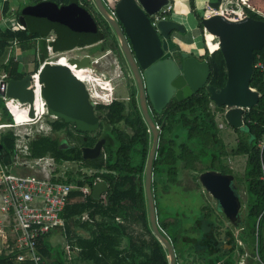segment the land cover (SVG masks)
Returning <instances> with one entry per match:
<instances>
[{
	"label": "trees",
	"instance_id": "1",
	"mask_svg": "<svg viewBox=\"0 0 264 264\" xmlns=\"http://www.w3.org/2000/svg\"><path fill=\"white\" fill-rule=\"evenodd\" d=\"M12 1L17 2L13 9ZM44 1L57 6L77 3L87 12L88 19L27 10ZM188 6L202 32L201 14L196 9L195 0H188ZM246 12L249 17L264 20L248 10ZM21 15L26 23L24 28L18 21ZM170 16L171 12L167 14L168 18ZM0 17H13L15 21V27L0 24V73L5 74L6 81L37 73L48 57L52 59L60 52L98 43L90 49L89 54L93 55L95 52L99 54L113 49L117 45L113 30L98 14L93 0H29L27 3L21 0H5L0 1ZM211 39H216L218 43L215 36L206 32L208 47ZM202 40L204 43V39ZM14 46L20 51L33 53V71L28 73L20 70L19 62L10 54ZM204 48L206 55L203 59L210 69L208 83L216 88L222 87L226 81L222 54L218 47L213 50L209 48L211 53L206 46ZM263 52L264 47L253 52L252 65ZM121 61L127 69L123 57ZM249 87L258 92V104L243 117L246 130L241 132L228 125L238 133V139L230 150H227L222 141L216 123L217 115L222 114L224 108L214 106V112L210 108L211 100L206 90L201 89L188 98L172 99L169 102L166 110L168 116L165 119L167 123L162 125L163 118L157 120L162 129L153 161L155 177L152 190L154 200L157 197L160 199V190L170 193L176 188H182L179 177L184 173L195 174L209 169L230 173L223 164V158L246 156L243 178L248 195L247 213L239 239L249 242L254 250V244L258 242L262 247L264 260V182L260 179L261 165L264 164V74L255 68ZM97 110L100 121L96 127H85L58 115V119L46 118V123L50 126L49 133L35 134L27 143L28 161L42 157L52 158L55 167L50 180L74 187L67 195L62 213L63 226H58L61 227L58 230L62 231L64 244L69 251L75 253L73 262L168 264L166 250L152 234L148 221L143 186L144 168L151 145L147 126L138 110L137 114H126L125 106L116 101L107 106L99 105ZM10 123L12 117L0 98V124ZM121 124L129 131L121 130ZM94 132L97 136L93 135ZM61 135L65 138L61 139ZM97 137L105 140L100 156L94 159L84 157L82 148L93 146ZM15 140L12 129H0L2 163L4 157H9L11 164ZM69 163L77 168L63 169ZM13 172H16L15 169ZM97 179L108 185V192L103 193L104 198L98 200L91 196V188ZM84 187L90 190V194L83 195L78 191V188ZM156 205L155 202V208ZM156 215L159 229L174 245L182 239H199L200 237L194 236V232L198 230L197 225L201 226L206 236L210 229V234L217 238L212 232L215 222L211 214L206 212V207L198 210L190 228H186L181 221L184 218L182 214H163L157 209ZM56 229L57 227L54 230ZM48 234L40 239L38 245L46 264H68L63 249L54 250L55 253L51 255V245L45 239ZM193 255L191 253L190 256ZM0 264L20 263L15 262L11 254L2 248ZM224 264H236V260L230 255Z\"/></svg>",
	"mask_w": 264,
	"mask_h": 264
},
{
	"label": "water",
	"instance_id": "2",
	"mask_svg": "<svg viewBox=\"0 0 264 264\" xmlns=\"http://www.w3.org/2000/svg\"><path fill=\"white\" fill-rule=\"evenodd\" d=\"M170 0H116L113 12H109L102 0H93L98 14L114 31L127 65L139 90V103L142 116L151 133V145L144 168V193L148 211V221L152 234L166 250L168 264H176L174 248L169 239L157 225L155 201L152 195V165L155 158L159 130L151 120L145 103L143 81L153 109L158 113L174 95L183 100L198 92L208 81L209 65L197 55L181 52L178 60L170 57L169 50L175 47L171 38L173 32L185 33L184 26L175 20L161 21L155 27L151 25L150 16L157 13ZM222 0H207L206 7L215 10ZM247 4L264 14V0H247ZM37 12L48 11L62 16L88 19L87 12L77 3L57 6L51 2H41L27 8ZM18 21L24 28L23 16ZM117 21L122 25L120 30ZM202 32H208L218 39L225 70V84L216 89L207 86L210 100L217 107L224 108L223 119L227 125L239 131L246 130L243 122L244 110H250L258 104L259 94L249 87L253 72V52L264 46V20L246 17L240 21H229L221 15H201ZM127 37L130 48L127 44ZM135 59V60H134ZM75 70L91 68L88 55L73 57L68 61ZM142 71V78L138 66ZM41 95L47 110L52 115H60L89 127H96L97 117L90 104L89 95L84 84L75 77L69 67L60 64L44 63L38 74ZM31 75L25 74L21 79H10L6 83V96L29 105V117L33 118V92L29 88ZM104 141L97 142L92 148H84V157L94 159L101 154ZM1 150V146H0ZM5 165H10L9 157L3 158ZM232 176L207 171L199 177L205 191L218 202L224 215L230 219L238 210L237 197L230 186ZM108 192L104 181L93 184L91 196L98 200Z\"/></svg>",
	"mask_w": 264,
	"mask_h": 264
},
{
	"label": "built area",
	"instance_id": "3",
	"mask_svg": "<svg viewBox=\"0 0 264 264\" xmlns=\"http://www.w3.org/2000/svg\"><path fill=\"white\" fill-rule=\"evenodd\" d=\"M171 10L172 6L168 4L151 15V25L155 27L157 23L165 21ZM247 10L259 18H264V14L250 7L247 0H222L217 9L211 10L210 14L204 16L221 15L229 21L236 22L249 17ZM63 53H58L52 57L53 61L45 63L70 66L68 61L73 57H67V54L63 55ZM98 61V58H90L91 66L97 64ZM252 67L264 74V52L257 57ZM84 69L91 71L90 75L95 82L80 81L88 92L90 104L95 106L100 98L93 86L97 82L92 73L96 71L93 66L82 70ZM38 74L39 70L31 75L29 85L33 92V118L28 115L29 105L27 103H20L17 99L5 95V74H0V98L6 111L12 117V123L2 124L0 128L12 129L16 137L10 166L4 165L0 160V241L14 261L20 264H46V259L38 248L39 241L56 227L63 226L62 213L67 195L74 189L68 184L50 180L55 167L52 158L42 157L31 161L27 159L29 139L38 133H49L50 126L46 123V118L54 119L53 115H48L46 102L41 95L42 84L39 82ZM248 111L244 110L243 117ZM223 115L224 111L221 115H217V118H222ZM219 127L222 128L221 124ZM10 167H14L16 172L14 173V169ZM29 168L34 169L35 173L24 175L20 172ZM261 170L260 179L264 182V164L261 165ZM100 181L97 179L96 182ZM78 191L83 195L90 194L87 187L78 188ZM103 198L104 194H101L99 199ZM85 218L86 216L83 217ZM257 244L258 242H255V249Z\"/></svg>",
	"mask_w": 264,
	"mask_h": 264
},
{
	"label": "flooded vegetation",
	"instance_id": "4",
	"mask_svg": "<svg viewBox=\"0 0 264 264\" xmlns=\"http://www.w3.org/2000/svg\"><path fill=\"white\" fill-rule=\"evenodd\" d=\"M166 20H168V19H166ZM117 23H118L119 28L122 31V33H124L122 25L118 21H117ZM173 34H178V33L177 32H173L171 34V38L174 41V37L172 36ZM114 35H115V33H114ZM115 38H116V35H115ZM125 39H126L127 44H128V46L130 48L131 46H130L129 41H128L126 36H125ZM116 41H117V38H116ZM97 44H93V45H90V46H84V47H77V48L71 49L69 51L70 52L74 51V50L90 51V49L94 48ZM105 52L99 53L98 54V56H99L98 59H101L102 56H106V57L110 58L111 60L114 58L118 62L117 63V67H118L119 79H120L121 83H107V84H104V86H102V85L99 86V84L96 83L97 86L99 88H101V90H103L104 92H105V90L108 89L109 84H110L111 85L110 89L112 88L113 92L110 93L111 94L110 101H108L105 104L103 102V103H100V104H97V105L93 106V112H94L95 117H97L98 122H99L100 118H99V113H98V110H97V106H99V105L107 106V105H109V104H111V103L116 101V102L122 103L125 106L126 114H129L131 112H133V114H137V110H138V113L141 115V117H142V119L144 121V118H143L142 112H141V108H140V103H139V90H138L137 84H136V82H135V80L133 78V75H132V73H131V71L129 69V66L127 65L125 57H124V55H123V53L121 51V48L119 46L118 41H117V45L114 46L113 49L106 50ZM169 52H170V57L171 58H174V59L178 60L180 58L179 57L180 53L183 52V50L181 48H179L178 45L175 42V47L172 50H169ZM184 52H186V51H184ZM208 52H209V50H208ZM187 53H188V55L193 54V53H190V52H187ZM209 53H211V52H209ZM86 55H88L90 58L92 57L91 54H84L83 56H86ZM205 55H206V52L204 50L203 53L200 54V55H197V57L199 58V60L205 61L203 59ZM67 57H72V56H68L67 55ZM121 57L124 58L127 69L123 65V63L121 61ZM100 64L97 63V64L92 65V66H93L94 69H96L98 71V68H99ZM138 70H139V73H140L141 78H142V71H141L139 66H138ZM89 71H90L89 69H84V70L77 71L76 73L77 74H84L85 73V75H87V73ZM101 75H102L103 78L106 79V76H105L104 73H101ZM89 76L90 75H87L86 77L88 78ZM142 81H143V90H144V94H145V103H146V107H147V112H148L151 120L153 121L156 129L159 130V135H160L162 127H161V125L157 124V120L159 118H163L162 125L167 123V121L165 120L166 117L168 116V113L166 111L167 110V106H168L169 102L172 99H176V98L173 95L172 98L169 100V102L161 109L160 112L157 113L153 109V107H152V105L150 103V100L148 98L144 80H142ZM209 85L210 84L207 81L203 85V87L201 89L206 90V87L209 86ZM214 88H216V87H214ZM219 88H221V87H219ZM219 88H216V89H219ZM104 92H103V95L105 94ZM103 100H104V98H103ZM211 104L213 105V107L215 106L212 101H211ZM157 114H159L160 116H158ZM218 115H221V114H218ZM53 116H54L55 119H58L60 117L58 115H53ZM216 120H217V117H216ZM144 123H145V121H144ZM97 125H98V123H97ZM85 127H87V126H85ZM217 127H218V129H220L219 125H217ZM120 129L124 130L125 132L129 131L128 128L125 127L122 124L120 125ZM147 130L150 133L148 126H147ZM93 135L97 136V134L95 132L93 133ZM150 136H151V133H150ZM158 140H159V137H158ZM99 141H104L103 144H102V147H103V145L105 143V140L103 138H101V137H97L96 143L99 142ZM93 146H91V147L90 146L83 147L82 150L84 148H92ZM155 157H156V154H155ZM225 158H227V157H225ZM154 160H155V158H154ZM228 164L229 165L226 164L225 166H226V168L228 170L231 171L233 169V167L231 166L230 163H228ZM207 171H215V172H218V173H220L222 175H230V176H232V179L230 181V186L233 189V191H234V193H235V195L237 197V201H238L237 214L232 219H230V218H228V217H226L224 215V213L222 212V209L220 208L218 202L211 196V194L209 192L205 191L204 188L201 186V184L199 182V177L203 173H205ZM243 171H244V169H243ZM243 173H242V176H241V178H242V182L241 183L244 185L245 192H246V185H245V182H244ZM154 177L155 176L153 174V165H152L151 189H152V182H153ZM179 179H180V184H181V187H182L181 177H179ZM192 179L194 180L196 186L202 188V192L204 194H207V196H210L211 200L215 204L214 209L209 207V205H207V204L206 205L205 204L202 205L201 204L202 203L201 195L199 193H196L193 188L183 189L184 188L183 187V188H181L183 190H181V189L180 190L184 193V195L194 196L195 202H197V205L201 204L199 206H196L198 210L201 207H206V212L211 214V218L215 222V227H212L213 228L212 232H213V234H215V236L217 238L215 239L210 234V232H209L210 229L207 231V236H209V237H207L206 234L204 233V231L202 230L201 226H198V225H197V227H198L197 229L198 230H196L194 232V236L200 237L197 240L188 241V240H185V239L183 240L182 239L180 241H177L175 243L176 245H174V243H172L170 241V239L168 238L169 241L171 242L173 248H174L175 257H176V264H224V262L226 260H228V257L230 255L232 256V258H234L236 260V264H261V263L264 264V260H263V256H262L263 251H262V247L260 246V244H257L256 249L254 250V249H252V247L249 244V242L245 243L241 239H239V234L244 229L243 224H244V220H245V215L247 213L248 195H247V192H246L245 200L242 201V199H241V197L239 195V184H241V183H237V182L233 181L234 180V174L232 172H230V173H221L220 171H217V170H214V169H209V170H205V171L200 172V173H195V175L192 177ZM170 193L168 191L164 192L163 190L159 191V194L161 195V197L165 196V195H168ZM152 195H153V190H152ZM153 198H154V195H153ZM217 214L220 216L221 219H218L216 217V216H218ZM223 221L230 228L232 227V228H234L236 230V233H237L236 237L233 235V232L231 231L230 228L225 229L220 234V227L223 225V223H222ZM162 233L165 235V233L163 231H162ZM190 235H193V233L190 232ZM220 235L222 236V238L220 237ZM211 237H213V238H211ZM260 248H261V251H260ZM191 253L194 254L193 255L194 257L190 256Z\"/></svg>",
	"mask_w": 264,
	"mask_h": 264
},
{
	"label": "rangeland",
	"instance_id": "5",
	"mask_svg": "<svg viewBox=\"0 0 264 264\" xmlns=\"http://www.w3.org/2000/svg\"><path fill=\"white\" fill-rule=\"evenodd\" d=\"M25 3L29 2V0H21ZM103 3L105 4V6L112 10L114 7V1L113 0H102ZM172 1V13L170 18L172 20H175L177 22H180L184 28H185V33H178L176 34V38H175V42L178 45L179 48H181L183 51L186 52H190L193 53L194 55H199L200 54V50L203 51L205 50V45L207 46L208 50H213L217 47L218 43L216 41V39H211L209 41V47L207 45L206 40L203 43V38L206 39V32L205 35H203V32L200 31V29L197 27L196 21L193 17V15L191 13H189V8H188V4H186L187 0H170ZM179 1H182L184 3L179 4ZM205 2H207V0H195V5H196V9L199 12V14L201 15H208L210 14V9L206 7ZM15 5V4H14ZM1 19V18H0ZM5 20V19H4ZM1 21L0 20V24L8 26L5 21ZM15 21L13 20V24L10 25L9 27L13 26L15 27ZM175 35V34H174ZM210 48V49H209ZM90 51H78V50H74L71 51L69 54H67L68 56H72V57H76V58H81L84 54H89ZM14 59L16 61L19 62L20 64V69L22 72H31L34 70V56L32 52H28V51H20V49L17 46H14L12 52L10 53ZM63 55H66V53L64 52ZM66 55V56H67ZM55 56V55H54ZM92 56H98V53H93ZM47 61L50 60H54L53 59H49V57L46 59ZM100 66L98 68V72L97 73H92L93 77L95 78L96 82L102 86H104V84L107 83H121L120 79H119V72H118V67H117V61L113 58L112 60L106 56H102L101 58V62H100ZM112 71V72H111ZM101 73H104L106 76V79L102 77ZM91 71H89L87 73V75H90ZM87 75H85V73L83 74V77H86ZM80 78H83L81 76H79ZM94 81L91 77V75L88 77V82H92ZM95 82V81H94ZM94 88L97 90V92L100 95L99 98V103H107L108 101H110L111 98V92L112 88L110 89V84L107 90H105V92L103 90H101V88H99L97 86V84H93ZM103 92L105 93L103 95ZM107 93V94H106ZM103 96H102V95ZM104 98V100H103ZM210 108L215 112L213 105H210ZM223 124L225 125V129L223 130H219L220 133V137L222 139V141L224 142L227 150H230L231 147H233L236 143V140L238 139V133L236 132H232L230 130H228L226 132V129H230V127L225 123V121H223ZM2 125V124H0ZM2 129H6V128H0ZM9 129V128H8ZM60 138H65L63 135L60 136ZM67 142V140H66ZM66 142H63L64 144ZM234 159V157H233ZM244 157H235L234 159V164H231V166L233 167V169L231 170V172L234 174V182L237 183H241L242 182V173H243V167H244ZM229 160L231 161V157H227L223 159V164L224 165H229ZM10 166V165H8ZM11 169H15L14 167H10ZM77 167L74 164H65L63 169H76ZM30 170V171H29ZM28 171H26L29 174H33L35 173L34 169L29 168ZM27 174V175H29ZM194 173H184L181 176V181H182V188L183 189H188V188H193L194 191L196 193H199L201 195V201H202V205L203 204H207L209 205V207L213 208L215 207L214 202L211 200L210 196H207V194H204L202 192V188L196 186L194 180L192 179V177L194 176ZM181 189V190H183ZM239 195L242 199V201L245 200L246 197V192H245V188L244 185L241 183L239 184ZM156 202V208L158 210H161V212L163 214H182L184 216V218L181 220L183 221L184 225L186 228H190V225H192L194 219L197 217V212L198 209L196 206H199L201 204L197 205V202H195V198L194 196L191 195H184V193L182 191L179 190V188H176L174 190H172V192L168 195L162 196L160 199L159 197L156 198L155 200ZM156 209V210H157ZM218 215V214H217ZM218 219H221L220 216H216ZM223 225L220 227V234L225 230L230 228L224 221L222 222ZM231 231L233 232V235L236 237L237 233L236 230L234 228H230ZM193 233V232H191ZM220 237L222 238V236L220 235ZM54 250H61L63 249L64 252H66V247L64 244H61L60 242L57 243V245L53 246ZM72 261H68L67 263L70 264H86V263H80V262H73Z\"/></svg>",
	"mask_w": 264,
	"mask_h": 264
},
{
	"label": "crops",
	"instance_id": "6",
	"mask_svg": "<svg viewBox=\"0 0 264 264\" xmlns=\"http://www.w3.org/2000/svg\"><path fill=\"white\" fill-rule=\"evenodd\" d=\"M15 1H17V0H15ZM114 1V4H115V1L116 0H113ZM12 3H13V5L15 4L16 5V3L17 2H14V1H12ZM182 3H184V2H182V1H179V4H182ZM186 4H188V0L186 1ZM12 5V4H11ZM12 5V9L13 8H15V5L13 6ZM105 5V4H104ZM169 5H171L172 6V4H170V1H169ZM205 5H206V2H205ZM106 7V6H105ZM107 8V7H106ZM114 8V7H113ZM188 8H189V6H188ZM172 9H173V6H172ZM107 10H109V12H113V9L112 10H110V9H108L107 8ZM172 11V10H171ZM170 11V12H171ZM172 13V12H171ZM189 13H190V9H189ZM1 19V21H3L4 19V21H5V23L6 22H8L7 23V25L8 26H10V25H12L13 24V20H14V18L12 17V18H3V17H0ZM167 19L168 20H172L171 18H168L167 17ZM195 19V18H194ZM166 21V20H165ZM196 21V20H195ZM15 23V22H14ZM196 24H197V22H196ZM173 37H174V40H175V38H176V34L174 35H172ZM204 39V41L206 40L205 38H203ZM206 46V45H205ZM206 48H207V46H206ZM208 49V48H207ZM217 50V49H216ZM204 51V50H203ZM203 51H201L200 50V54H202L203 53ZM70 51H66L65 53L66 54H68ZM210 52V51H209ZM106 53V52H105ZM199 54V55H200ZM99 56H96V57H94V56H92L91 58H98ZM100 62H101V59H99V61H98V64H100ZM43 65V64H42ZM41 65V66H42ZM21 70V69H20ZM39 70H40V68H39ZM95 71H96V73L98 72L96 69H95ZM0 74H2V73H0ZM4 74V73H3ZM6 83H7V81H6ZM223 121H224V119H223V117L221 118V117H218L217 118V120H216V122H217V125H219L220 126V124H221V126H222V128H220L219 130H223V129H225L226 127H225V125L223 124ZM226 123V122H225ZM228 130H230V131H232L233 133L235 132L234 130H232L231 128L230 129H226V132L228 131ZM235 134V133H234ZM231 156H229V158H230ZM235 157H244V167H243V169L245 168V164H246V156H235ZM235 157H234V159H235ZM234 159H233V157H231V161L229 160V163L230 164H234ZM29 169H25V170H23V171H20V172H23V174L24 175H27V174H29V173H27L26 171H28ZM30 171V170H29ZM19 172V171H18ZM58 228H61V227H57V229L56 230H54V231H52L50 234H48V236L45 238L46 240H47V242L51 245V255H53L55 252H54V248H53V246L54 245H57V243L58 242H60L61 244H64V237H63V235H62V231L59 229L58 230ZM65 245V244H64ZM66 247V246H65ZM3 248V245H2V242L0 241V250ZM74 254L75 253H73V252H71V251H69L68 250V247H66V252H65V257H66V261L68 262V261H72V258H73V256H74ZM70 264H71V262H70Z\"/></svg>",
	"mask_w": 264,
	"mask_h": 264
},
{
	"label": "bare ground",
	"instance_id": "7",
	"mask_svg": "<svg viewBox=\"0 0 264 264\" xmlns=\"http://www.w3.org/2000/svg\"><path fill=\"white\" fill-rule=\"evenodd\" d=\"M210 34V33H209ZM210 35H212V34H210ZM212 36H214V35H212ZM218 47V46H217ZM69 67V69H70V71L71 72H73L74 74H75V77L77 78V79H79V80H81V81H84V80H87L88 81V78L87 77H83V74H77L76 72H77V70H75L73 67H70V66H68ZM79 76H81V77H83V78H80Z\"/></svg>",
	"mask_w": 264,
	"mask_h": 264
}]
</instances>
